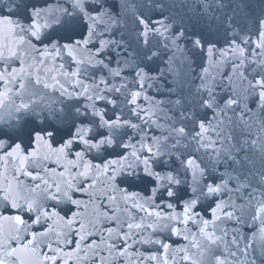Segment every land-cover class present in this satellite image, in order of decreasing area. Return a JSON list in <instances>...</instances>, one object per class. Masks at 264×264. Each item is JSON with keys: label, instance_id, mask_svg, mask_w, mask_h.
Returning a JSON list of instances; mask_svg holds the SVG:
<instances>
[{"label": "snow or ice", "instance_id": "snow-or-ice-1", "mask_svg": "<svg viewBox=\"0 0 264 264\" xmlns=\"http://www.w3.org/2000/svg\"><path fill=\"white\" fill-rule=\"evenodd\" d=\"M247 8L0 0V264H264V10ZM205 50L230 71L193 77Z\"/></svg>", "mask_w": 264, "mask_h": 264}, {"label": "water", "instance_id": "water-1", "mask_svg": "<svg viewBox=\"0 0 264 264\" xmlns=\"http://www.w3.org/2000/svg\"><path fill=\"white\" fill-rule=\"evenodd\" d=\"M35 2L43 3L44 0H35ZM261 10H264V0H248L247 11L249 12V14L258 15L261 12ZM142 11H144V10H142ZM150 14L157 16V15H159V11L157 10L156 12H152ZM239 21L241 24L243 23L242 17L239 18ZM129 23H131L130 20H129ZM210 29H211L210 38L214 42L217 43V46L219 48H223L225 45V37H224L222 30L219 32V34H217V24L215 21L211 22ZM188 55L190 57L189 63L192 66L193 77L196 74L200 73V70L202 67H208V69H209L208 75L216 76L217 79H219L220 74H227L230 71V69L226 65H221L219 67V71H218L217 65L214 64L212 62V60L207 58L206 50L203 52L189 51ZM216 56H217V59H219V53H217ZM87 159H91L93 163H100V161L98 159H93L92 157L86 158V162H87ZM129 191L130 192L139 191V192L143 193V183L138 181V180H134L132 182V184L129 186ZM76 198L81 199V200H86V197H82L79 193H77ZM204 207L206 208L207 204H205ZM179 210L180 209L177 208V211H179Z\"/></svg>", "mask_w": 264, "mask_h": 264}]
</instances>
